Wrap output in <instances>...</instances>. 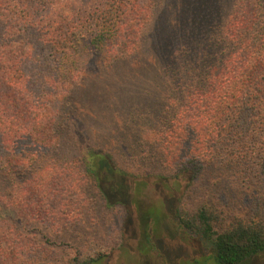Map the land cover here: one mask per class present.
Returning <instances> with one entry per match:
<instances>
[{
	"label": "trees",
	"instance_id": "trees-1",
	"mask_svg": "<svg viewBox=\"0 0 264 264\" xmlns=\"http://www.w3.org/2000/svg\"><path fill=\"white\" fill-rule=\"evenodd\" d=\"M167 2L175 14H186L185 1ZM248 2H239L210 42L188 46L178 32L191 29L172 23L159 50L143 44L147 29L161 20L160 0H0V198L3 191L9 196L6 205L0 200V264L103 263L104 256L84 258L79 250L54 260L48 237L37 245L17 228L18 208L47 223L57 212L48 215L50 203L69 191L63 182L36 183L32 174L62 145L64 108L56 105L83 82L88 72L81 61L96 52L113 53L111 66L149 53L164 83L186 94L179 111L164 116L173 117L165 141L180 173H189L186 189L207 172L213 189L192 208H177L178 223L211 243L217 264H240L264 252V21L257 25L260 14ZM193 27L198 31L200 21ZM81 166L108 205L116 204L113 191L122 196L119 204H128L127 185L117 177L128 173L112 154L83 148ZM19 168L33 170L22 199Z\"/></svg>",
	"mask_w": 264,
	"mask_h": 264
},
{
	"label": "rangeland",
	"instance_id": "rangeland-1",
	"mask_svg": "<svg viewBox=\"0 0 264 264\" xmlns=\"http://www.w3.org/2000/svg\"><path fill=\"white\" fill-rule=\"evenodd\" d=\"M160 1L161 5L166 1L164 10L159 24L145 32L146 49L150 42L163 47L172 23L191 29L189 34L178 32L188 46L205 39L210 42L220 24L230 23L241 0H183L186 14H175L168 0ZM248 1V8L260 14L258 25L264 21V0ZM198 21L197 31L193 26ZM205 41L201 48L210 52V44ZM148 55L138 54L113 66V53L96 52L88 60L85 57L81 62L87 76L56 105L64 108L62 122L67 135L57 152L43 166L41 161L35 167L32 176L36 183L63 182L69 191L64 190L62 198L50 203L48 215L52 218L53 211H57L54 220L45 223L40 218L25 217L23 208H18L17 215L18 230L34 237L37 245L49 238L54 260L58 254L72 256L79 250L84 258L104 256L101 264H217L212 258L211 243L182 227L176 218L177 208H192L199 196L213 188L207 172L200 177V183L186 189L189 173H180V167L173 163L175 149L167 147L164 133L173 117L164 116L176 114L186 94L164 83L166 78L151 66ZM168 139L171 142L173 137ZM89 146L112 154L128 173L117 176L127 185V205L118 203L122 196L114 191L112 203L116 204L108 205L98 186L80 167L82 149ZM31 173L33 170L19 168L20 199L27 188L24 180ZM1 195L0 200L8 204V193L3 191ZM5 212L10 214V210ZM240 264H264V252Z\"/></svg>",
	"mask_w": 264,
	"mask_h": 264
}]
</instances>
